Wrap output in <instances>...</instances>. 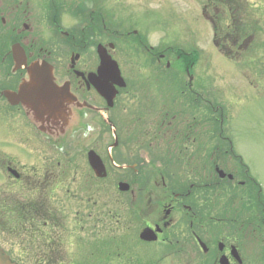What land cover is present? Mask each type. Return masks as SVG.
I'll list each match as a JSON object with an SVG mask.
<instances>
[{
    "label": "flooded vegetation",
    "instance_id": "af4514ba",
    "mask_svg": "<svg viewBox=\"0 0 264 264\" xmlns=\"http://www.w3.org/2000/svg\"><path fill=\"white\" fill-rule=\"evenodd\" d=\"M98 1L0 0V116L22 120L10 131L35 158H9L0 168L7 183L0 205L16 214L12 234L22 262H65L66 235L102 220L105 203L92 198L103 188L95 183L114 171L118 186L127 184L118 187L119 222L124 216L138 235L153 230L156 239L144 243L161 248L159 257L183 258L190 247L201 249L205 264H264L262 184L235 152L234 114L203 96L193 51L147 44L136 30L120 33ZM222 1L212 3L217 12ZM244 22L233 32L234 45ZM101 52L116 61L124 86L118 76L102 82ZM132 52L135 64L128 65L123 60ZM141 63L148 78H129L127 69ZM34 64L49 66L58 87L50 92L64 96L63 112L14 102ZM91 150L105 177L92 169ZM95 252L74 261H101Z\"/></svg>",
    "mask_w": 264,
    "mask_h": 264
},
{
    "label": "rangeland",
    "instance_id": "374dc122",
    "mask_svg": "<svg viewBox=\"0 0 264 264\" xmlns=\"http://www.w3.org/2000/svg\"><path fill=\"white\" fill-rule=\"evenodd\" d=\"M100 1L98 3L103 5L102 9L106 14L114 16L113 21L118 23L120 33L136 30L146 38L147 44L164 45L171 51H193L196 54V72L201 74L203 96L220 104L225 113L230 111L234 114L235 126L240 131L231 136L236 142L235 152L243 157L244 163H248L253 175L264 188V0H233L230 7H227L229 0H224L218 4L219 12L212 4L215 0ZM234 11L235 21L234 16H230ZM238 17L245 20V30L241 29L243 37L240 43L235 42L234 45L233 32L237 25L243 26L240 20L238 22ZM236 33L238 34L237 31ZM132 53L125 56L124 60L121 57L123 61L128 58V65L133 62L135 64L137 54ZM143 54L140 61L145 57ZM171 58L174 62L175 57ZM126 72L129 78L134 74L139 79L148 78V69L142 63L132 70L128 68ZM21 122L20 119L0 116V168L9 158L15 159L13 157L17 158L12 160L13 163L26 161L30 164L35 160L31 152H27L21 141L10 131L11 128L21 127ZM42 149L44 154H53V149L45 144H42ZM117 182L118 173L113 171L109 177L95 183L96 188H103L102 194L96 193L92 198L105 203L102 220L91 221L89 225L92 230L87 231V227L85 232H80L82 238L76 232L66 235L65 231L66 261L53 264H87L74 260L78 255H89L98 249L101 250L98 251L97 259L103 260L102 264H123L128 259L135 260L138 255L141 259L139 264H205L203 256L199 257V248L195 250L187 247L190 251L183 258L163 259L158 256L163 253L161 248L137 242L138 231L135 225L125 221L124 216L119 222L120 193ZM6 186L5 175L0 170V192ZM99 207H93V211ZM14 215L16 214L6 206L4 209V205H0V245L11 253L12 258L22 262L25 256L19 248V237L12 234L15 219L12 220L11 217ZM67 226L70 228L72 224L68 223ZM79 238L82 243L88 242L87 245L82 246L81 243L79 246ZM103 250L106 251L105 255ZM109 250L114 253L111 259L107 257ZM92 257L88 259V264H99ZM154 257L159 258L158 263H154Z\"/></svg>",
    "mask_w": 264,
    "mask_h": 264
},
{
    "label": "water",
    "instance_id": "95a60500",
    "mask_svg": "<svg viewBox=\"0 0 264 264\" xmlns=\"http://www.w3.org/2000/svg\"><path fill=\"white\" fill-rule=\"evenodd\" d=\"M99 70V75L102 82L108 83L113 78L116 80L117 76L118 80L121 79L120 71L116 62L112 60L110 56H105V54L102 52L101 68ZM120 85L123 86L124 82L120 83ZM52 89L56 90L58 87L53 83V77L49 66L46 64L42 66L34 64L30 68V79L21 85L19 94L15 96L14 102H31L34 106L48 107L49 109H52L53 112L61 113L63 112L61 106L63 104L64 96L61 94H56V96H58L57 98L56 96L52 95V92H50ZM71 100H73V98ZM89 161L92 167L96 170L97 174L103 175V164L100 158L93 151L89 153ZM126 188V184H120V189L125 190ZM141 238L151 241L156 239V235L153 230L145 228L141 233ZM220 263L229 264L224 258H221ZM0 264H15L4 253L1 247Z\"/></svg>",
    "mask_w": 264,
    "mask_h": 264
},
{
    "label": "trees",
    "instance_id": "16d2710c",
    "mask_svg": "<svg viewBox=\"0 0 264 264\" xmlns=\"http://www.w3.org/2000/svg\"><path fill=\"white\" fill-rule=\"evenodd\" d=\"M107 254H108V256H112L113 255L112 250H109L107 252ZM131 260H133V259H128L123 264H130V263H134V264L138 263L139 264V262H141V259H139V255L136 256L135 260H133V261H131ZM47 264H49V263H47Z\"/></svg>",
    "mask_w": 264,
    "mask_h": 264
}]
</instances>
